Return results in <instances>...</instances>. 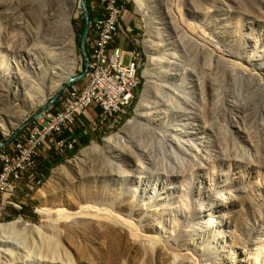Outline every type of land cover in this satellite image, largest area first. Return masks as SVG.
Instances as JSON below:
<instances>
[{
  "label": "bare ground",
  "instance_id": "obj_1",
  "mask_svg": "<svg viewBox=\"0 0 264 264\" xmlns=\"http://www.w3.org/2000/svg\"><path fill=\"white\" fill-rule=\"evenodd\" d=\"M135 1L168 8L165 0ZM76 3L0 0V21L18 12L10 27L27 33L20 40L0 32V47L24 58L14 70L0 64V137L76 77L67 68L76 55ZM183 5L167 11L166 43L146 45L134 117L56 168L38 190L41 212L58 216L50 234L27 232L21 218L0 224V264L17 256L5 242L13 235L50 264H264V0ZM248 5L254 17L251 10L219 20L240 26L225 50L233 59L185 31L186 10L210 31L218 8Z\"/></svg>",
  "mask_w": 264,
  "mask_h": 264
},
{
  "label": "built area",
  "instance_id": "obj_2",
  "mask_svg": "<svg viewBox=\"0 0 264 264\" xmlns=\"http://www.w3.org/2000/svg\"><path fill=\"white\" fill-rule=\"evenodd\" d=\"M90 9L89 67L83 84L72 83L60 97L30 123L29 129L11 146L0 150V210L15 197L21 181L27 177L34 190L38 164L42 156L49 160L67 158L79 145L77 129L84 133H115L135 112V101L142 83L144 55L136 41L120 45L121 23L128 10L126 1L87 0ZM133 33L131 27L126 28ZM129 37V36H127ZM96 108V116L89 111ZM85 116V125L80 117ZM93 143V142H92Z\"/></svg>",
  "mask_w": 264,
  "mask_h": 264
},
{
  "label": "rangeland",
  "instance_id": "obj_3",
  "mask_svg": "<svg viewBox=\"0 0 264 264\" xmlns=\"http://www.w3.org/2000/svg\"><path fill=\"white\" fill-rule=\"evenodd\" d=\"M123 1H126L128 13H127L124 21L121 23V34H120L121 40L125 39L126 44H128V43L131 44L129 42L130 40L133 43L136 41L135 42L136 45L139 47V49L142 51V53L144 55V61L146 64L145 66H147V63L149 60V53L146 50V45L151 40H154L155 43L159 44V46H158L159 48L162 47L166 43L164 41V36L160 35V33L164 34L162 32L166 31V30H164L165 28H163V27H165L164 22L170 21L169 17H171V16H170V14H167V13H169L167 11L170 8L171 13L174 12L172 14L175 15V13L179 10L178 7L184 6L183 4L186 0H165L166 8L168 7L167 9H165L164 6H163L164 8L163 7L159 8V2H157V1H156L155 5H153V3L149 4L150 6H152V5L155 6L152 8H150L148 4H146V6H143V5L139 6L135 0H121V2H123ZM76 2L77 3L75 6L74 17L71 21L72 30L74 32V37H75L74 40H75V44H76V55H75V61H74L73 65L70 61L67 64V68L69 70H73L75 76H79L85 69V58H84V55L82 54L81 48H80V40H81L83 31H84V27H85V19H84V14L82 12V9L80 8V0H76ZM260 4H262V5H260ZM204 6L209 7V9L211 8L212 11L214 10V8L210 4H206ZM87 7H88V4H87ZM257 7H263V2L262 3L260 2L259 6L257 5ZM188 8L190 9V7H186V9H188ZM218 9L219 10L217 12H215L218 15L214 14V16L216 17L215 18L216 20L214 19V16H213V20H212V21L215 20L213 23L215 25H213V27L211 28L212 30H210V31L208 29H206V31L204 29V31H203L201 28H199L198 22H197L199 19L193 18L194 16L192 15V10H190V11L189 10H186V11L183 10V12L185 11L183 16H184L185 21H186V23L184 24V28H185V31H187L189 33L190 37L192 36V38H194L193 40H196L197 42L199 41L198 42L199 45H200L201 41H202L201 44L204 43V44L200 45V47L202 46V48H205L206 50L208 48H210L214 52H218V51L222 52V54H224L226 57L228 55V57L230 59H233L234 54H229L230 52H227L225 50H227L226 48L228 45L233 43L232 41H230V43H228L229 40L231 39V38H229L231 35V32L233 34L232 36H236L237 33L240 31V26L234 25L235 22L236 23L238 22L237 20H234L233 26H230L229 24H226L225 21H223V19L225 17L235 18L239 15L241 17H243V16L247 17V14H249V12L251 10H252L251 11L252 13L250 12L251 17H254L255 16V14L253 13L254 5H250V6L248 5L245 9H240V7H239L240 10L238 8H236L238 10L234 9L236 11L232 10V12H227V13L222 12V11L220 13L219 11L221 9L220 8H218ZM88 10H89V14H90L91 12H90L89 7H88ZM12 11L13 10L10 9L7 11V13L12 12ZM246 11H248V12L246 13ZM20 13H21V10H20ZM194 13H196V16H199L200 14L203 15L202 12H200V14L199 13L197 14V11H194ZM16 14L18 15V12L12 14L13 18L17 17L15 19H13L14 21L19 19V17H20V15L18 17ZM250 14L248 15V17H250ZM185 16H187V17H185ZM190 16L192 19L190 18ZM220 18H223L222 19L223 22L219 21V20H221ZM13 20L12 19H8V20L2 19L1 20L2 22L0 21V32L6 33V31H7L9 34L11 33V35L14 34L13 37L16 39L26 40L27 33H24V31L21 32V30H18L16 28H14V29H16V31H13L14 30L13 27H10L11 26L10 24H12V22H14ZM90 20H91V18H90ZM217 20L219 23L216 24L215 22ZM149 21H151V22H149ZM5 23H8V24H5ZM148 24H149V26H148ZM150 26H152L151 27L152 29L150 28ZM127 27H131L133 29V33L128 34L126 32ZM10 28H12V30H10ZM198 28H199V31H198ZM223 28H225V29H223ZM1 30H3V31H1ZM228 32H229V34L225 35ZM198 33H200V34H198ZM217 33L219 35H217ZM204 34H205V41H204V36H203ZM15 35H16V37H15ZM127 36H129V37H127ZM199 36H200L199 39L196 38ZM89 43L90 42H89V38H88L87 45H86L88 55H89ZM2 47H4V45ZM2 47H0V64H2L4 67L7 65L12 70H14L16 67L19 68L18 63H19V65H22V60L24 58L21 60L19 56L11 55L8 52H6L7 50L5 48L3 49ZM230 55H233V56H230ZM145 68L146 67H143L141 75H143V71L145 70ZM78 83L80 85H82L83 80L79 81ZM145 83H146V80L143 78L139 92H138V96H137L136 101H135V107L139 101V97L142 93V90L145 86ZM49 101H47L44 104L37 103L36 105H34L31 112L25 117V119L22 122L21 127L19 129L12 131L10 133V135L6 138L0 137V144H1L0 150L11 146L12 144H14L19 139V137L22 134H25L28 131L30 124H27L25 127H23V126L33 117V115L35 113H37L43 106H45L47 103H49ZM134 115H135V113L133 112L130 115V117L128 118V120L132 119L134 117ZM124 126L120 127L119 130H117L116 132L120 131ZM87 128H88V126H86V127L79 126L78 127L76 132H77L78 137L80 138L79 145L73 153L69 154V156L67 158L56 157L53 160H49L47 158L48 157L47 155H44L40 158L39 164H38V173H37L38 176H36L37 177L36 180L40 181L41 183L32 191V190H30L31 182L27 177H25L21 181L18 189L16 190L15 197H12L9 199V201L13 202L14 205L7 204L0 210V224L9 223V222L14 221L18 218H21L25 223V226H26L25 228H26L27 232L31 233L33 231L32 229L34 227H38L45 234L51 233L50 224H51V222H53V220L57 219L58 216L56 213H54L49 217V216H47V214H44L41 212L40 204H39L38 200L36 199V193L49 180L52 172L56 168L65 164L67 161L73 159L76 155L79 154V152L81 150L90 146L92 144V142L95 144L102 145L103 141L106 138H108L111 134H114V133H111V134L110 133H101L99 131H91V132L85 134L84 131ZM9 140H11V141L7 145H5V143L8 142ZM0 208H1V204H0ZM47 208H48V206H47ZM18 229H21V227H19ZM23 241L24 240H21L20 238H18V236H14V235L11 238H9L7 241H5L6 245L9 248H11L13 250V252H15L14 256L15 255L18 256V258H17V256H15L14 258H11L13 255L11 257L8 256V261L10 260V262H8L9 264L10 263L11 264L12 263L13 264H50V263L44 262V261L39 259L40 258V257H38L39 254L37 253V250L33 248L35 246L31 242L29 244L28 241H24V242ZM20 255H22V256H20ZM4 262H7V261H4ZM8 263H6V264H8Z\"/></svg>",
  "mask_w": 264,
  "mask_h": 264
},
{
  "label": "water",
  "instance_id": "obj_4",
  "mask_svg": "<svg viewBox=\"0 0 264 264\" xmlns=\"http://www.w3.org/2000/svg\"><path fill=\"white\" fill-rule=\"evenodd\" d=\"M80 8L82 9V12L84 14V19H85V27H84V31H83V34H82V37H81V40H80L81 52H82V54L84 55V58H85V69L79 76L74 77L73 79H71V81H69L67 84H65L64 87L49 101V103H47L37 113H35L33 115V117L23 127H25L27 124H30L32 121L35 120V118L39 114H41L48 107H50L60 97L62 91L64 89H66L69 85H71L72 83H77L79 81H82V80H84L86 78V75L88 73L89 62H90L86 45H87V40H88V35H89V30H90V24H91L90 14H89V10H88V7H87V0H80ZM11 140L6 142L5 145H7Z\"/></svg>",
  "mask_w": 264,
  "mask_h": 264
},
{
  "label": "crops",
  "instance_id": "obj_5",
  "mask_svg": "<svg viewBox=\"0 0 264 264\" xmlns=\"http://www.w3.org/2000/svg\"><path fill=\"white\" fill-rule=\"evenodd\" d=\"M129 42H130V41H129ZM120 45H121L122 47H124V48H128V47L130 46L129 43L126 44V40H125V39H122V40L120 41ZM97 113H98V110H97L96 108L91 109V110L89 111V115H90V116H96ZM80 119H81V121H82L85 125L88 124V119H87V117H85V116H81ZM79 142H80V138H79Z\"/></svg>",
  "mask_w": 264,
  "mask_h": 264
}]
</instances>
